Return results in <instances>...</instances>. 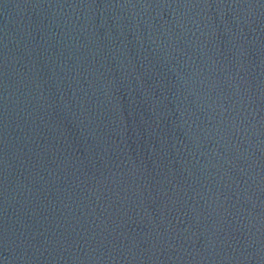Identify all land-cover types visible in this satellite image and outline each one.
Returning a JSON list of instances; mask_svg holds the SVG:
<instances>
[{"label":"water","instance_id":"water-1","mask_svg":"<svg viewBox=\"0 0 264 264\" xmlns=\"http://www.w3.org/2000/svg\"><path fill=\"white\" fill-rule=\"evenodd\" d=\"M0 264H264V0H0Z\"/></svg>","mask_w":264,"mask_h":264}]
</instances>
